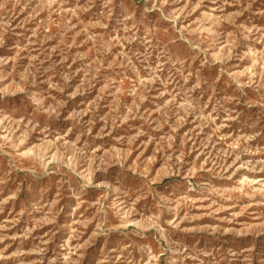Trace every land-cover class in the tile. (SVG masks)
<instances>
[{
  "label": "rangeland",
  "instance_id": "374dc122",
  "mask_svg": "<svg viewBox=\"0 0 264 264\" xmlns=\"http://www.w3.org/2000/svg\"><path fill=\"white\" fill-rule=\"evenodd\" d=\"M0 264H264V0H0Z\"/></svg>",
  "mask_w": 264,
  "mask_h": 264
}]
</instances>
